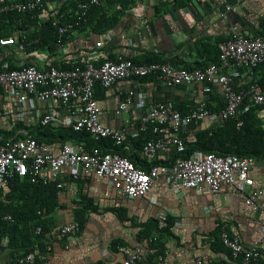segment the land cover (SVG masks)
Listing matches in <instances>:
<instances>
[{
    "label": "built area",
    "instance_id": "obj_1",
    "mask_svg": "<svg viewBox=\"0 0 264 264\" xmlns=\"http://www.w3.org/2000/svg\"><path fill=\"white\" fill-rule=\"evenodd\" d=\"M246 0H222L220 16L228 19L236 7ZM46 2L47 7L44 6ZM93 3L89 0L79 4L77 22L84 21L87 11ZM57 3L50 0H0V15L9 11L28 12L41 8V19L50 16ZM120 8V5L117 6ZM129 12L142 17L144 3L139 2ZM58 26V40L63 42L73 23L60 25V18L54 20ZM262 33L244 30L238 24L230 25L229 37L219 43V60L204 68L187 69L177 67L170 62L136 63L125 55L104 48L103 40L96 42L97 50L82 59V64L62 69L50 63L38 64L48 58L46 52L38 50L26 52L17 36L0 37V46L19 43L20 50L28 60L21 61L15 68L6 60L0 68V109L3 103H17L21 116L28 108H34L36 101H52L62 106L71 105L67 121L62 122L58 113L47 110L41 118L43 125L60 122L76 131L86 132L96 141L110 139L114 145H122L128 138H138L143 132L151 131L154 136L142 147V154L149 161L150 168L135 165L125 155L116 151H105L99 146L89 147L85 142L64 143L53 150L46 142L24 129H18L7 139L0 138V191L6 189L12 178L29 176L33 182L47 183L57 181L58 195L63 192L64 182L61 174L70 169L73 179L101 178L115 187L126 199L147 195L164 181L174 190L183 188L202 190L207 187L212 193H219L224 185L245 194V203L259 206L263 210L261 220L262 239L260 243L244 245L238 237L227 231L220 233L223 246L232 256V263L222 259L196 257L187 264H264V187H257L252 171L257 159L237 154H218L215 152L195 151L184 157L186 137L183 131L193 123L207 121L209 125H218L226 120L237 118L254 106L264 104V24ZM76 62V61H75ZM245 71L257 72L259 78H253L243 88L237 83ZM152 76L167 87L178 85L192 86L191 94L197 100L186 111L175 107L171 100H158L148 104L142 95L131 91L127 99L120 103L117 113L121 114L132 105L142 113L136 120L128 121L119 127H111L101 119V104L96 97L97 84L111 88L121 80L139 79ZM218 93L222 107H210L209 95ZM137 97V98H136ZM3 99V100H2ZM3 101V103H2ZM258 117L264 118V107L258 110ZM243 121H240V126ZM172 151L169 163L154 164L159 154ZM12 220L11 215L3 217ZM80 230V222L72 219L59 227L61 236L75 235ZM41 227L37 228V232ZM158 236L145 238L144 245L129 246L118 244L120 258L99 260L89 264H171L170 249L157 248ZM47 258L42 252H29L17 257L9 264H39Z\"/></svg>",
    "mask_w": 264,
    "mask_h": 264
},
{
    "label": "crops",
    "instance_id": "obj_2",
    "mask_svg": "<svg viewBox=\"0 0 264 264\" xmlns=\"http://www.w3.org/2000/svg\"><path fill=\"white\" fill-rule=\"evenodd\" d=\"M160 1L140 0L144 3L143 16L129 12L127 20L115 30L104 33L91 28L72 31L67 43L53 59L66 63L82 60L97 50L98 40H103L104 48L113 54L137 58L157 55L181 67L212 59L214 47L229 35L231 24L236 23L244 30L255 33L264 18V0L244 1L227 20L220 16L222 0H190L184 6H174L172 3L157 13L154 6ZM198 48L205 52L201 55L197 52ZM0 50L5 52L7 61L15 65L29 59L20 50L18 42ZM30 60H36L38 64L51 61L49 55L45 61H39L36 57H30ZM258 75V71H245L237 87H246ZM192 88L185 84L167 87L155 78H139L121 80L111 88L98 87L95 93L101 104L103 123L119 127L138 119L142 113L134 105L121 114L117 113L119 104L127 99L131 91L142 95L148 104L171 100L174 104L188 107L197 100V95L191 94ZM209 100L213 109L222 107L217 92L210 94ZM3 104L4 108L0 109V131L10 130L18 121H22L26 128L21 129H34L41 133L39 123L47 110H55L60 120L65 122L72 109L71 105L36 101L35 107L28 108L25 116H21L17 103L5 101ZM261 120L264 123V118ZM54 124L64 125L60 122ZM208 124L207 121L193 123L184 129L183 135L194 139L195 133ZM0 138L4 139L2 135ZM51 147L53 150L57 148L54 144ZM134 148L132 143L126 146L129 153L135 151ZM139 155L144 161L142 150ZM170 158L172 151L159 154L157 159L166 161ZM252 176L257 187H264V158L257 159ZM61 179L65 184L64 189L58 198L59 206L51 215L58 220V227L54 229L47 258L39 264H89L120 258L118 244L131 247L145 244V224L151 219L157 220L161 229H168L161 234L154 228L150 230L152 235L160 236L165 247L170 249L171 264H187L199 256L232 263L230 251L218 246L222 231L238 237L244 245L260 243L262 239L260 223L263 210L259 206L247 205L245 194L226 185L219 193H212L207 187L200 191L188 188L174 190L162 181L147 195L126 199L105 179H73L69 168L63 170ZM77 209H86L83 229L75 235L61 236L59 227L74 219ZM11 250L4 239L0 245V264L10 263ZM262 251L264 257V245Z\"/></svg>",
    "mask_w": 264,
    "mask_h": 264
},
{
    "label": "trees",
    "instance_id": "obj_3",
    "mask_svg": "<svg viewBox=\"0 0 264 264\" xmlns=\"http://www.w3.org/2000/svg\"><path fill=\"white\" fill-rule=\"evenodd\" d=\"M56 2L57 5L47 18L41 19L39 13L41 8L34 11L18 12L9 11L0 15V37L17 36L18 42L24 46V51H41L49 55L50 64L62 69L71 68L73 65L82 64V60L66 63L60 60L53 59L59 53V50L67 43L70 34L76 29L91 28L98 33H104L109 30H115L126 19L129 10L135 6L140 0H100V3H93L87 11V16L84 21L77 22L79 4L89 0H50ZM190 0H162L154 6L157 13L166 6L174 4V6H184ZM120 5V8L117 6ZM44 6L47 7L46 2ZM60 18V25L73 23V28L68 31L63 42L58 40V26L54 24V20ZM264 24V18L258 28V33H262L260 28ZM229 36L222 38L220 41L227 39ZM219 41V42H220ZM219 42L214 47L213 58L209 61H197L194 64H185L181 67L187 69L204 68L212 63H217L219 60ZM1 49V46H0ZM198 53L205 52L198 48ZM202 55V54H201ZM114 58V54L111 53ZM136 63H152L166 62L164 58L152 55L142 58L130 57ZM7 60L5 52L0 50V68L4 61ZM30 60V59H29ZM32 60L28 61L29 63ZM11 68L16 65L10 63ZM261 71H264V63L260 66ZM261 74L259 73L258 77ZM152 76L143 77V79H151ZM264 85V79H259ZM103 87L100 84L96 85ZM1 90V89H0ZM190 106H180L175 104V107L181 111L188 110ZM212 107L211 104H209ZM262 106H254L249 112L241 113L237 118H232L219 123L218 125H207L195 133L194 139H186V152L184 157L191 156L195 151L215 152L218 154H237L239 156H252L256 159L264 158V123L258 117V110ZM213 108V107H212ZM243 123L238 126L239 122ZM26 128L22 121H18L10 130H1L0 135L5 139L14 135L21 128ZM37 133L34 129H29L38 141L46 142L50 146L54 144L58 147L64 143L85 142L89 147L99 146L103 150L116 151L130 158L135 165L150 168L149 161L144 158L141 160L139 152L142 150L144 143L152 138L154 134L151 131L143 132L138 138H128L125 142L116 146L110 139L96 141L90 134L86 132L76 131L71 126L55 125L50 123L42 125L39 123ZM42 134V135H41ZM132 143L135 151L129 153L126 146ZM171 158L166 161L156 160L154 164L169 163ZM59 195L57 181L43 183L42 181L33 182L29 176L20 178L15 176L11 179L8 187L0 191V245L6 239L7 247L11 248L10 261L17 257L24 256L29 252H42L47 254L52 246L54 229L58 227V220H55L51 215L59 206ZM86 198V197H84ZM86 209H77L75 211V219L80 222V230L85 225ZM11 215L12 220L3 219L4 216ZM41 227V231L37 232V228ZM145 236H152L150 229L154 228L160 234L168 230L160 228L157 220H149L145 224ZM79 230V231H80ZM232 236V235H231ZM218 238V237H217ZM220 238V237H219ZM120 243V242H117ZM116 243V244H117ZM220 249H226L221 240L218 246ZM165 243L160 240L157 242V248L162 250ZM229 258H232L231 253Z\"/></svg>",
    "mask_w": 264,
    "mask_h": 264
}]
</instances>
